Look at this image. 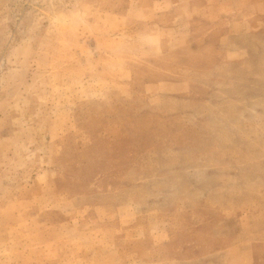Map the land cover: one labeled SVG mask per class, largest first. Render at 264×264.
<instances>
[{
  "label": "rangeland",
  "instance_id": "1",
  "mask_svg": "<svg viewBox=\"0 0 264 264\" xmlns=\"http://www.w3.org/2000/svg\"><path fill=\"white\" fill-rule=\"evenodd\" d=\"M0 264H264V0H0Z\"/></svg>",
  "mask_w": 264,
  "mask_h": 264
},
{
  "label": "bare ground",
  "instance_id": "2",
  "mask_svg": "<svg viewBox=\"0 0 264 264\" xmlns=\"http://www.w3.org/2000/svg\"><path fill=\"white\" fill-rule=\"evenodd\" d=\"M58 22H59L60 24H65V23H66V20H65L64 18H59V19H58Z\"/></svg>",
  "mask_w": 264,
  "mask_h": 264
},
{
  "label": "crops",
  "instance_id": "3",
  "mask_svg": "<svg viewBox=\"0 0 264 264\" xmlns=\"http://www.w3.org/2000/svg\"><path fill=\"white\" fill-rule=\"evenodd\" d=\"M166 32H168V30H166Z\"/></svg>",
  "mask_w": 264,
  "mask_h": 264
}]
</instances>
